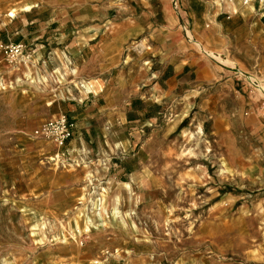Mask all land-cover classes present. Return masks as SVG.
Segmentation results:
<instances>
[{
	"label": "rangeland",
	"instance_id": "374dc122",
	"mask_svg": "<svg viewBox=\"0 0 264 264\" xmlns=\"http://www.w3.org/2000/svg\"><path fill=\"white\" fill-rule=\"evenodd\" d=\"M17 43L0 264H264V0H0ZM94 93L84 139L32 135Z\"/></svg>",
	"mask_w": 264,
	"mask_h": 264
},
{
	"label": "built area",
	"instance_id": "2783aa9c",
	"mask_svg": "<svg viewBox=\"0 0 264 264\" xmlns=\"http://www.w3.org/2000/svg\"><path fill=\"white\" fill-rule=\"evenodd\" d=\"M0 51H2V54L6 56L9 62L16 63L17 65L27 63L31 56L22 43L0 45ZM74 128V123L71 120L64 114H59L43 122L38 129L33 131L32 135L50 139L61 150L73 136ZM56 156H59L58 152Z\"/></svg>",
	"mask_w": 264,
	"mask_h": 264
},
{
	"label": "crops",
	"instance_id": "0c3cea01",
	"mask_svg": "<svg viewBox=\"0 0 264 264\" xmlns=\"http://www.w3.org/2000/svg\"><path fill=\"white\" fill-rule=\"evenodd\" d=\"M27 10L29 9H25V11ZM249 14L250 13L248 12L246 15H249ZM248 20H251V19L247 17L246 22ZM92 97L96 98L98 97V94L94 93ZM98 100L99 98H96L94 101H91L92 108H89L87 110L77 109L76 107L72 108L67 104L68 110L66 112H67L68 119L74 123V127H75L73 137L71 138L73 139V141H71V144H74L76 142L75 139H84L83 135L87 134V129L89 128L87 126V123L90 124L91 120H94L95 116H99L100 105L98 104ZM104 132L108 134V139H112V137L109 135L107 131H104Z\"/></svg>",
	"mask_w": 264,
	"mask_h": 264
},
{
	"label": "bare ground",
	"instance_id": "6f19581e",
	"mask_svg": "<svg viewBox=\"0 0 264 264\" xmlns=\"http://www.w3.org/2000/svg\"><path fill=\"white\" fill-rule=\"evenodd\" d=\"M198 47H200V46H198ZM202 50H203V48H202ZM204 51H206L205 49H204ZM207 52V51H206ZM209 54H212V52H210L209 51ZM213 55V54H212ZM214 56V55H213ZM218 59H220L221 61H223V62H226L227 60L226 59H224V58H222L221 56H216ZM229 61V60H228ZM227 63H229V62H227ZM231 64V63H230ZM238 73H240L241 75H243L244 77H246L248 80H250L251 82L254 80V77H252V76H249V75H247V73L246 72H243V71H241V69L240 70H238ZM254 82V81H253ZM258 84L256 85V87H257V89L259 90V92L261 93V94H264V81H262V79H260L258 82H257ZM88 179V178H87ZM90 181V180H89Z\"/></svg>",
	"mask_w": 264,
	"mask_h": 264
}]
</instances>
